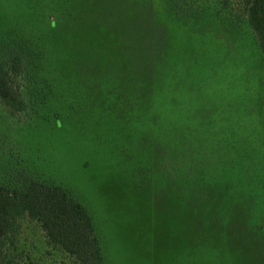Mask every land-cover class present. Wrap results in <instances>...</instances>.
Returning a JSON list of instances; mask_svg holds the SVG:
<instances>
[{
    "label": "rangeland",
    "instance_id": "obj_1",
    "mask_svg": "<svg viewBox=\"0 0 264 264\" xmlns=\"http://www.w3.org/2000/svg\"><path fill=\"white\" fill-rule=\"evenodd\" d=\"M217 1L181 24L165 0H0V30L34 41L52 88L20 114L0 101V181L25 167L73 191L106 264H259L245 237L204 238L180 190L183 141L216 158L212 180L241 149L264 175V53L248 26L221 24ZM233 189L217 209L243 199ZM19 239L40 264L67 259L29 220Z\"/></svg>",
    "mask_w": 264,
    "mask_h": 264
},
{
    "label": "trees",
    "instance_id": "obj_2",
    "mask_svg": "<svg viewBox=\"0 0 264 264\" xmlns=\"http://www.w3.org/2000/svg\"><path fill=\"white\" fill-rule=\"evenodd\" d=\"M217 2L214 15L221 24L248 26L264 53V0ZM165 3L173 19L181 24L188 18H203L209 6L207 0ZM148 6L151 11L152 4ZM26 36L13 28L0 30V101L19 114L47 103L52 93L45 58ZM182 145L185 153L178 163L184 186L180 190L191 208L200 209L198 222L207 233L204 238L209 240L223 233L233 244L245 237L261 247L258 262L264 264V175L258 177L260 173L253 169L250 153L241 149L230 156L221 177L212 180L207 169L216 158L205 160L188 142ZM24 168L16 173L14 184L0 181V264H40L19 244L21 227L28 220L42 230L48 246L67 257L58 264H106L105 247L89 207L61 182ZM170 171L174 181L179 176L178 169ZM233 188L243 199L229 203L228 211H220L219 204L231 199Z\"/></svg>",
    "mask_w": 264,
    "mask_h": 264
}]
</instances>
